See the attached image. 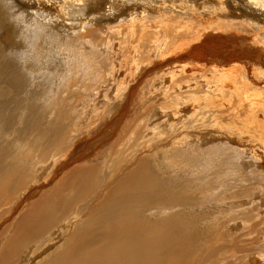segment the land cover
<instances>
[{
  "label": "rangeland",
  "instance_id": "obj_1",
  "mask_svg": "<svg viewBox=\"0 0 264 264\" xmlns=\"http://www.w3.org/2000/svg\"><path fill=\"white\" fill-rule=\"evenodd\" d=\"M14 1L15 3L17 2L15 5L16 7L18 5L17 8H19V12H22L20 18L21 20L19 21L21 28L25 29V27L28 25H32V27H34L38 24H41L43 25V32L41 33L42 35L70 37L82 35L85 36V39H90L87 40L92 45V47H89V49L92 48L93 54L90 55L88 64H92L93 66L98 62L99 67H102L101 69L103 75L102 78L96 77V82L91 78V80L95 83L84 82L86 83L84 84L82 82V85H85L86 89H88L86 90L81 88V91L82 89L84 91H82V95L87 94L92 88L99 95L98 98L95 99L96 101L102 99L101 96H103L105 90L108 92L110 90V92H112L111 89L116 88L117 82L118 84L124 82V92L130 93V91H133V88H135L134 85L137 83L138 79L141 78L140 81H144L143 83L141 82L140 85H137L139 93H137L135 97H130V95L128 94L122 95L124 96V99L122 101H127L125 108L126 110L124 111L125 113L127 112L126 119L128 120V123L126 124V126L131 128L130 132L132 131V135L128 131H123V134H120L121 142L115 150L120 154V157H124L126 159H129L131 157L133 153L132 150H134L132 147H134V144L137 140H133V132H137V135L141 137L146 135L145 138L142 137L143 140H141V146L143 145L144 147L137 148V151L141 155V157H144L146 154V157L150 158V153L152 151H156L158 148L168 149L171 143L175 140V137L176 139H182L184 137L183 140L188 141L190 144L194 143L191 142L190 139L194 140L198 137H200L199 139H202L204 137L203 141L201 140V143L203 144L208 141L209 143H212L211 145L213 147H219V145H217L219 143L221 147L223 145L225 147L228 146L227 150L231 149V160L229 159V164H221L220 166L222 168L212 166L206 171L205 169H201V166H199L198 164V166H192L190 168L191 173L189 174L191 176H186L188 174H182L183 172H179L180 174L178 176L171 175V178L173 179V177H176L178 178V180L181 179V181L183 182L184 180H188L186 183L189 186L188 191H191L190 187L192 186L193 190L196 192H199L202 189L203 195L206 197L204 199L205 203L216 202L217 197L215 200L212 197L216 195V192L219 194L220 203L232 199H235V201L222 208H215L214 206L211 207L207 205L206 209H204L205 211L201 210L199 212L200 215L190 211L188 212L181 210L177 215H171L168 218L159 219L158 227L163 226L162 220H166L175 216L183 215L186 217V215H190L194 220V230L196 233V238L190 241L191 256L196 260V258L207 247H211L215 251L213 255L207 257L205 261L196 264H256L252 262L251 259L254 258L255 260L257 259V256L260 257V259L262 260L261 262L264 263V256L261 257V253H264V79H262L264 78V0H88L89 2L87 0H46L47 4L43 3V1L45 0H42L40 2H38V0ZM30 3L33 5H31ZM158 9H160L161 11H166V17L175 18L173 19V21L177 20V25H179V22L181 21L185 22V20H182L181 18H179V16L185 18L188 17V19H190V21L187 22L189 25L195 22H198V24L201 23L198 28L199 31L196 33V28L193 27V29H189L188 31V29H185L187 28L186 26L176 25L177 27L175 26V30H172L173 35L169 34V36H163L162 31L164 28H167V26L165 25V27L163 24L160 25V23L159 26H157L158 23L156 21L158 17L154 14ZM38 14L41 17L37 16ZM54 17L59 18L55 25L50 23V21ZM25 18L28 21L26 23H24L23 21ZM31 18L34 19L32 22L33 24L29 23ZM200 19L205 20V24ZM47 27L50 30L54 29V32L48 31L46 29ZM203 28L204 30H206L205 32L201 33L200 31ZM16 30L17 28L13 23L0 29V36H3L2 41L4 45L7 46V49L5 51L6 53H11L10 44L14 40V36H16ZM156 32L158 34H155ZM184 65L187 67H185ZM74 66H77V63L75 61L71 63L72 69L75 68ZM141 66H143V69L138 73L137 69ZM179 66L181 68H179ZM22 69L24 71L26 70L25 72H27L29 76H37L36 74H39V72L35 71L33 66L28 62L26 63L25 69L23 67ZM180 69H182V71ZM80 72L79 74H83L82 72ZM170 73L171 77H168L170 76ZM216 73H223L222 76L224 82H219L218 84L215 81L214 77L216 76ZM150 75L152 76L150 77ZM226 76L229 78V80ZM207 78L209 79L208 81ZM169 79L171 82L169 81ZM204 80H206L207 82H204ZM199 82L203 85H212L213 87L211 86L210 89H214H212V91H207L208 89L206 87L201 88V86H198ZM227 82L228 84L230 83V87L228 86ZM166 83L168 85H166ZM196 83L197 85H195ZM185 84H191V88H193V86H196V89L190 91L189 89H187ZM237 84H239V86ZM184 85L185 87H182ZM219 85L224 86L222 92L218 91L216 88ZM165 87L168 89L165 90ZM78 88L79 87H75L74 91H79ZM229 90H231L232 92H229ZM59 91L61 92L62 89H60ZM191 92L194 93V98H190L189 93ZM65 93L66 92H61L62 96L59 93L61 99L66 98ZM149 93H151L152 97L149 96L146 98L145 96H147ZM203 93L205 96L203 95ZM206 93L208 95H206ZM200 95H203V97L205 98L201 97ZM125 96H127L128 99ZM195 97L198 98V100L194 102L193 99H196ZM206 97L209 98L207 99ZM75 99V97H72V99H69V101L71 100L72 102H67L73 105ZM80 101H82V98ZM101 101L102 100H100V102ZM116 102H118V100ZM116 102L113 99L111 101L113 105L109 103V105L105 106L104 108H102V105L98 104L97 107L99 108L94 106L93 111L92 108L88 106L82 107L81 105H79L74 110L76 113L72 111L71 118L66 123V126L69 130L68 133H70V131L72 130L75 131L73 133V138L75 137L74 139L76 140V142L71 141L73 143L71 145L69 144V150L66 147L64 148L66 150L62 157L67 158L68 163L65 162L67 165L64 163V165L61 164V166H58L59 168H57L55 172L56 177L54 175L53 179H45V182L44 184H42V186L40 182L37 183L36 181L34 183L35 187L34 185L32 186L33 190L32 188L28 189V191L24 193L25 196L23 194L24 198L22 199H19L18 194L12 193L11 191L8 196H5V198L7 197L6 200L11 202H9L6 206H2L0 204V206H2L0 207V244L3 240L7 239L9 232L11 233V229L14 228V224H16L17 220L20 219L21 216L26 212V209L29 208V205L31 206V204L38 199V196L42 191H45L52 185H54L58 177H61L64 174V169L66 170L70 168L75 163L76 165L74 166L79 165L84 168L87 166L90 167L92 165L95 166V169L103 170L102 165L104 164L105 158L109 156L108 152L110 150L109 145H106V141L110 138L107 137L106 139V137H104L105 139L103 138V140L99 136L100 139L96 141V138H98V134H100L99 131H97L98 133L94 132V134H92L93 132L90 133L91 131H88L89 134H92L90 136L92 137V139H90L89 135L85 134V131L83 130H85L86 126L87 128L90 127L91 129L92 127H94V124H97V122L99 124L101 116L105 117L106 114L110 113H112L110 114L111 116H116L117 113L112 112L115 107L114 103ZM198 105L202 106L199 107ZM148 106L151 107L147 108ZM86 109L91 110L92 112L88 111L87 113V111H85ZM155 110L160 115L156 113ZM165 110H168V112L170 111V120L166 119L168 123L163 122L165 117H160L161 119L157 118L163 114L160 113V111ZM174 110H177V113H174L175 115L173 114ZM151 111H153V113L157 115L156 118L154 117V119L155 123L157 122L156 125L159 126V128L161 127V125V128H163L164 126L168 127L167 129L164 127V129L167 130H164V134H160L158 132L159 128L157 126V130H151V128L153 127L151 125L153 121L151 122V124H149L148 122V115ZM191 112L192 114H190ZM125 113L124 115H126ZM194 113L196 115H194ZM188 114L191 116H189ZM113 117L111 120L114 123ZM174 118L177 119L175 120ZM108 119L110 118L108 117ZM73 121L75 125L77 122V125L75 126L76 128L73 126ZM82 122L86 123L80 124ZM71 123L72 126H69L71 125ZM105 123H107V121H104V124ZM79 125H82L84 129L82 127H78ZM126 126L125 128H127ZM101 129H103V127ZM79 130L81 132H78ZM76 131L78 133H76ZM106 133V136H112L109 134L110 132ZM184 133L186 134L184 135ZM190 134H192V137ZM206 134H208V136ZM84 135L87 136L83 138L82 136ZM213 135L215 136V139ZM14 138L15 131H12L9 132V136H5L1 139L2 141L7 142V144L0 146V154H3V151L7 148L8 154L12 155L17 153L15 149L16 146H14V143L11 144L12 142H14ZM147 138H152V143L149 142V139ZM188 138L190 139L187 140ZM78 140L81 142H79ZM93 140H95L96 142H92ZM90 143L97 144L92 145ZM132 143L133 145L131 146ZM209 143L204 144L205 147L206 145L208 146V148H204L203 146V150L206 149L204 151H207L211 148ZM100 144L103 145L100 146ZM72 145L74 146V148ZM124 145L126 146L123 147ZM150 145L152 146V148L150 147ZM156 145L159 146L156 147ZM194 145L196 144L194 143ZM75 147L76 149H79V153H75L77 157L73 154V149L75 151ZM82 148L86 149L81 151L80 149ZM200 148L202 149V146ZM96 151H102L103 153L101 152L98 155V152ZM67 154L69 156H67ZM86 154L89 155V157ZM250 154L254 157V159H251L253 161L255 160L257 164H255V162L251 160L252 162H247L244 166L243 164L241 165V163L236 159V155L242 156L245 159L246 157H252ZM79 156H85L86 158L82 157L81 159L79 158ZM71 157L72 162H70ZM99 160H101L100 163ZM257 161L259 162V165ZM157 162L160 163L158 160ZM149 164L153 165L152 163ZM155 164L157 163L155 162ZM22 167H25L24 162ZM155 167L158 169L160 167L159 170L162 169V167L158 165ZM223 169L233 171L229 172L227 176H223L220 175ZM69 170H66V172H68ZM217 171L220 175L219 178L216 177ZM160 175L163 174H157L159 178H161ZM28 182L29 180L27 179V181H25L24 183L23 188ZM211 186L217 187L218 189L211 192ZM209 192L211 193L209 194ZM98 193L99 191H97V193H91L87 197V199H90V201H87L89 202L88 204H85L83 201L78 202L80 205H82V208L80 206L76 207V210L79 214L78 217L73 220V224L77 228L83 226L82 222L85 218L84 215L87 213V211H89L90 206L92 207L93 205H95L96 201L93 202L92 198H99ZM14 198L18 199L15 200ZM102 198L103 196L101 193V197L99 199ZM248 198L253 199L254 205H245L243 207L242 201ZM2 199H4V196L0 198V200ZM236 199L238 200L236 201ZM164 205L170 207L172 205H176V203L169 202V204L166 203ZM249 205H251V203H249ZM141 208L147 210V206ZM233 220L236 221L233 222V225H231L230 221ZM151 223L153 224V222ZM238 225H240L241 227H239ZM249 225L253 226L252 243L249 241V239L246 240V236L237 237L239 233L246 231V228ZM70 226L71 223L69 224L68 228ZM215 227H217L216 230L214 229ZM5 228H8L9 232L6 233V235H3V233L5 232ZM72 230L73 228L71 229V231ZM67 236L68 235H66V237L61 240V243H59V245H63L67 242ZM213 240H216V242ZM247 245L249 248V254L251 253L248 258L246 254H237L236 250L240 246L246 247ZM217 246H220L223 249L221 251H217ZM52 248L53 247L49 248L50 250L44 252V254L51 251ZM225 250L230 251V254L225 255L224 253H222L221 255V252ZM60 252L61 249L51 255H49L50 253L48 255H38L39 257L37 259L32 260V262H27L28 264H49L58 256ZM229 256H232L231 260ZM222 259V263L218 262Z\"/></svg>",
  "mask_w": 264,
  "mask_h": 264
},
{
  "label": "bare ground",
  "instance_id": "obj_2",
  "mask_svg": "<svg viewBox=\"0 0 264 264\" xmlns=\"http://www.w3.org/2000/svg\"><path fill=\"white\" fill-rule=\"evenodd\" d=\"M40 1L42 0H38V2ZM0 2V29L12 23L15 24L17 28V30L15 31L16 36H14V40L10 44L11 53L5 52L7 46H5L2 41L3 36H0V146L7 144V142L2 141L1 139L5 136H9V132L15 131L14 142H12L11 144L14 143V146H16L15 149L17 151V153L11 155L7 153V148L3 151V154H0V198L4 196V199L0 200V204L2 206H6L9 202H11L6 200L7 197L5 198V196H8L10 194V191L12 193L18 194L19 199H22L24 198L23 194L26 193L28 189L32 188L36 181L37 183L40 182L42 186V184H44L45 182V179H53L54 175L56 177L55 172L56 169L59 168L58 166H61V164L64 165L65 162L68 163L67 158L62 157L66 150L64 148L66 147L69 150L68 147L73 142H76V140L74 139L75 137L73 138V133L75 131L72 130L70 131V133H68L69 130L67 129L66 123L70 120L72 111H74L79 105H81L82 107L88 106L92 108L93 111V107H97L98 104L102 105V108H104L105 106H108L113 99L115 102L118 100V102H116L117 104L114 103L115 107L112 112L117 113L116 116L119 117H113L110 115L112 113L109 112L110 114H106L105 117H102L100 115L101 118L99 117V124L97 122L98 125L94 124V127H92L91 129L90 127L87 128L86 125L85 130H83L84 128L82 127V125L78 126L82 127V130L85 131L84 133L89 135V137L94 134V132L99 131L100 134H98V138H96V141L100 139L99 136L101 137V139H103L104 137H106V139L107 137L110 138L106 141V145H109L110 150L108 152L109 156L105 158L104 164L102 165L103 170L95 169V166L92 165L90 167L87 166L84 168L79 165L74 166L76 165L75 163L72 166L70 165V168L66 169H70L68 172H66V170L64 169V174L61 177H58L54 185H52L49 189L42 191L39 194L38 199L35 200L32 204L30 203L31 206L29 205V208L26 209V212L21 216L20 219L17 220V223L14 224V228L11 229V233L9 232L8 228H5V232L3 233V235H6V233L8 232L9 234L7 239L3 240L0 244V264H28L27 261L32 262V260L37 259L41 255H48L49 253V255H51L54 252H58L60 249L61 252L49 264H196L201 263L205 261L207 257L212 256L215 251L211 247H207L205 250H203L202 253L196 258V260L191 256L190 241L196 238V233L194 230V220L190 215H186L188 219L185 216L181 215L162 220V227H158V221L159 219L168 218L171 215H177L181 210L188 212L190 211L200 215L199 212L201 210L205 211L204 209H206L207 205L211 207L214 206L215 208H222L229 203H233L235 199L226 200L220 203L219 194L217 192L216 195L212 196L214 200L217 197L216 202L205 203L204 199L206 197L203 195L202 189L199 192H196L193 190L192 186L190 187L191 191H188L189 186L188 184H186L188 180H184L183 182L181 181V179L178 180V178L176 177H173L174 180L171 178V175L178 176L180 174L179 172H183L182 174H188L186 176H191L189 174L191 173L190 168L192 166L196 167L198 166V164L199 166H201V169H205L206 171L212 166L222 168L220 166L221 164H229L231 149L227 150L228 146L225 147L222 145L221 147L219 143L217 144L219 145V147H213L211 145L212 143H209L206 140L210 144L211 148L207 151H204L206 149L203 150V146L204 148H208L207 145L206 147L204 145L208 144L207 142H205L204 144L201 143L204 137L202 139H199L200 137H193L196 138L194 140L190 138L187 139H190L191 142H194L196 145H194V143L190 144L188 141L183 140L184 137L182 139H176L175 137V140L173 138L174 141L171 143L168 149L164 147L166 150L162 148H158L156 151L151 150L152 152L150 153V158L146 157V154L144 157H141V155L137 151V148L144 147L143 145L141 146V140H143L142 137L145 138L146 135L141 137L137 135V132H133L134 135L132 136V138L133 140H137L134 144V147H132L134 150H132L133 153L131 157L129 159L120 157V154L115 151L117 149V146L121 142L120 134H123V131H128L132 135V131L130 132L131 128L126 126V124L128 123V120L126 119L127 112L125 113L124 111L126 110L125 108L127 101H122L124 99V96L122 95L128 94L130 95V97H135L137 93H139L137 85H140L141 82L143 83L144 81H140L141 78L138 79L137 83L134 85L135 88H133V91H130V93L124 92V82L119 84L117 82L116 88L111 89L112 92H110V90L109 92L105 90L103 96H101L102 94L100 95L102 99L96 101L95 99H97L99 95L92 88L87 94L82 95L81 93L83 89H86V86L82 85V82L95 83V78H102L103 75L101 69L102 67H99L98 62L93 66L92 64H90L92 67L88 64L89 57L93 54L92 48L89 49V47H92L91 43L88 41L90 39L87 38V40L85 39V36L82 35H76L75 37L42 35L41 33L43 32V25L41 24H38L34 27H32V25H28L25 27V29H23L20 27L21 25L19 22L21 20L20 18L22 12H19V8H17L18 5L16 7L15 4L17 2L15 3L14 0H0ZM43 3L47 4L46 0L43 1ZM165 12L166 11H161L160 9H158L154 15L158 17L156 21L158 23L157 26H159V23L160 25L163 24L164 26H167V28L163 29L162 35L169 36V34H172V30H175V26L177 25L176 23L178 21H173V19L175 18L166 17ZM37 16L41 17L39 14ZM179 18L185 20V22L181 21L177 26H186L187 28L185 29H188V31L189 29L196 28V33L199 31L198 28L201 23L198 24V22L194 21L195 23L189 25L187 23L188 21H190L188 17L185 18L179 16ZM58 19L59 18L54 17L52 18L50 23L55 25ZM33 20L34 19L31 18L29 23L33 24ZM23 21L24 23L28 22L26 18ZM202 21L204 22L205 20ZM48 27L46 28L48 31L54 32V29L50 30V27ZM205 30L203 28L200 32L203 33L205 32ZM155 34L158 33L156 32ZM74 61L77 63V66H74L75 68L72 69L71 63ZM27 62L33 66L35 71L39 72V74H36L37 76H29V74L25 72L26 70L24 71L22 69V67L25 69ZM180 66L179 68H181ZM142 67L143 66L137 69L138 73L143 69ZM180 70L182 71V69ZM80 71L83 74H79ZM222 74L223 73L215 74L216 76L214 77V79L218 84L219 82H224ZM151 76L152 75H150V77ZM168 77H171V73ZM91 78L92 80L94 79L95 82L92 81ZM208 80L209 79L207 78V81ZM205 81L206 80H204V82ZM167 83L166 85L169 84ZM197 83L195 85H197ZM229 84L228 86L230 87L231 85ZM185 85L182 87H185ZM237 85L239 86V84ZM198 86H201V88L206 87L208 89L207 91H212V89H214H210L212 85H203L200 82ZM75 87H79V91H74ZM186 87L190 91L196 89V86H193V88H191V84H187ZM81 88H83L82 91ZM216 88L218 91L222 92L224 86L219 85ZM60 89H62L61 92H66V98L61 99L62 95L59 91ZM167 89L168 88H166L165 90ZM231 90H229V92ZM59 93L61 96L59 95ZM189 95L191 98L194 96V93L191 92L189 93ZM203 95L200 96L203 97ZM206 95L208 94L206 93ZM149 96L152 97L151 93H149L145 97L147 98ZM72 97L76 98L75 101L73 100V105L70 104L72 101H69V99H72ZM125 97L127 98V96ZM81 98L82 101H80ZM100 100L102 101L100 102ZM197 100L198 98L193 99L194 102ZM67 101H69L70 103ZM111 105L113 104L111 103ZM149 107L151 106H148L147 108ZM85 111H87L88 113V111L91 110L86 109ZM174 111L173 114L177 113V110L175 112ZM169 112L168 110L160 111V113L163 114L157 118L165 117L163 122L168 123L167 120H170ZM192 112L190 114H192ZM74 113L76 112L74 111ZM124 113L126 115H124ZM156 113L158 112L156 111ZM194 115L196 114L194 113ZM156 116L157 115L154 114L153 111H151L148 115L149 124H151V122L153 121V123L151 124L153 126L151 128L152 131L155 129L157 130V127L159 128V126L156 125L157 122L155 123L154 119V117L156 118ZM108 117L110 119H108ZM112 117L114 123L111 120ZM104 121H107V123L104 124ZM85 123L82 122L80 124ZM76 125L74 123L73 126L75 127ZM69 126H72V123ZM101 126L103 127V129H101ZM125 126L127 128H125ZM164 127L158 129V132L160 134H164V132L167 131L164 129ZM165 128L167 129L168 127ZM88 131H91L90 133H93L89 134ZM78 132L81 131L79 130ZM78 132L76 131V133ZM106 132H110L109 134L112 136H106ZM185 134L186 133H184V135ZM190 135L192 137V134ZM206 135L208 136V134ZM86 136L84 135L82 137L84 138ZM90 139H92V137H90ZM147 139H149L148 141L152 143V138ZM15 140L17 143L15 142ZM96 141L93 140L92 142ZM90 144L95 145L97 143ZM102 145L100 144V146ZM132 145L133 143L131 144V146ZM151 145L150 147L152 148ZM125 146L126 145H124L123 147ZM157 146L159 145H156V147ZM201 146L202 149L200 148ZM85 149L86 148H82L80 150L82 151ZM78 150L79 149H76V147L75 151L73 149L74 156H76L75 153H77ZM101 152L102 151L98 152L97 154L99 155ZM68 154L67 156H69ZM85 156H79V158L82 159V157ZM87 156L89 157V155ZM72 157L70 158V162H72ZM247 158L248 157H246L245 160L242 156L236 155L237 161H239L241 165L243 164L244 166L247 162H252V159H254L253 156L249 157L248 159ZM157 160L160 163H158ZM23 162L25 164V167H22ZM100 162L101 160H99V163ZM155 162L157 164H155ZM253 162H255V160ZM149 163H152L153 165ZM255 164L257 163L255 162ZM157 165L161 166L162 169L159 170L160 167L159 169L156 168L155 166ZM231 171L233 170L228 171V169H223L220 175L227 176ZM159 173L163 174L160 175L161 178L157 176V174ZM164 174H166L167 176ZM220 175L217 171L216 177L219 178ZM27 179L29 180V182L23 188L24 183L25 181H27ZM216 189L218 188L213 186L210 187L211 192ZM97 191H99L98 197L100 198L102 193L103 198H92L93 202L96 201V203L92 207L90 206L89 211H87V213L84 215L85 218L82 222L83 226L77 228L76 226H74L73 220L76 219L79 214L76 210V207L80 206L82 208V205H80L78 202L83 201L85 204H88L89 202L87 201H90V199H87V197L91 193H97ZM211 192H209V194ZM14 199L17 200L18 198ZM237 200L238 199H236V201ZM169 202L176 203V205H172L170 207L164 205L166 203L169 204ZM249 203H251V205H249ZM245 205L253 206V199L248 198L243 200L242 206L244 207ZM144 206H147V210L141 208ZM235 221L236 220L230 221L231 225H233V222ZM151 222H153V224ZM70 223L71 226L68 228ZM238 226L241 227L240 225ZM72 228L73 230L71 231ZM214 229L216 230L217 227H215ZM241 233H239L237 237L246 236V240L249 239L251 243L253 242L252 225H249L246 228V231H243ZM66 235H68L67 242L63 245H59V243H61V240L65 238ZM213 241L216 242V240ZM248 245L246 247L240 246L236 250L237 254H246L248 258V256L251 254H249ZM51 247H53L52 250L44 254V252L50 250L49 248ZM222 249V247L217 246V251H221ZM222 253L228 255L230 254V251H222L221 255ZM263 256L264 253H261V257ZM231 257L232 256H229L230 260ZM251 260L256 264H264L263 262H261L262 260L258 256L257 259L254 260L253 258ZM218 262L222 263L223 259Z\"/></svg>",
  "mask_w": 264,
  "mask_h": 264
}]
</instances>
